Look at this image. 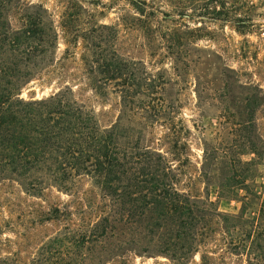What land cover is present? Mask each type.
Instances as JSON below:
<instances>
[{"label": "trees", "instance_id": "1", "mask_svg": "<svg viewBox=\"0 0 264 264\" xmlns=\"http://www.w3.org/2000/svg\"><path fill=\"white\" fill-rule=\"evenodd\" d=\"M165 1L175 4L177 15L184 17V3ZM130 4L134 15L124 26L141 33L152 50L151 57L158 50L167 52L175 84L181 87L195 71V87L200 86L204 94L214 81L227 79L229 70L210 69L205 59L194 55L196 51L191 47L199 29L189 30L178 21H168L166 14L159 19V11L145 2ZM16 8L15 29L5 24L0 13V180L16 181L34 197L50 189L68 194L74 210L70 204L49 210L46 221L61 224L65 232L49 244L78 245L85 251L83 260L93 246L103 249L101 256L114 261L144 243L158 245L172 264H194L193 255L200 253L208 238L205 219L221 215L210 202L208 192L205 191L206 198H201L177 189L180 169L184 167L180 156L186 144L173 132L171 121L177 114L179 99L166 98L170 82L161 72L149 73L141 61L119 54L117 28L72 22L63 16L59 22L65 46L62 60L78 56L82 83L101 101L117 98L118 116L110 125L101 126L69 87L47 98L24 101L20 99L22 89L54 62L59 34L45 11L32 12L21 0ZM165 22L172 27L164 26ZM236 22V30L246 28L240 20ZM214 93L220 96L219 91ZM245 107L249 108L248 103ZM163 125L169 132L160 144L157 131ZM160 146H165L166 151L161 153ZM247 149L249 154L255 152L253 145ZM241 166L252 167L253 162L232 161L229 167L235 176L217 188L230 193L231 199L241 202L244 209L250 200L237 194L246 188V181L236 175L237 171L243 173ZM203 173L206 190L208 182ZM84 179L98 190V197L88 198L81 193L79 185ZM218 198L231 200L222 193ZM239 227H234L233 233ZM253 229L255 238L251 243L247 245L237 232L229 238L230 245L234 249L246 248L249 262L264 264V225L259 223ZM127 233L129 238L124 242L121 238ZM97 258L100 263L101 257ZM200 260H204L203 255ZM8 262L0 260V264Z\"/></svg>", "mask_w": 264, "mask_h": 264}, {"label": "rangeland", "instance_id": "2", "mask_svg": "<svg viewBox=\"0 0 264 264\" xmlns=\"http://www.w3.org/2000/svg\"><path fill=\"white\" fill-rule=\"evenodd\" d=\"M21 1L32 12L43 10L47 13V19L54 22L58 31L59 44L54 62L51 66L46 65L22 89L20 99L40 100L69 87L75 98L94 113L101 126L113 123L119 110L117 98L111 96L101 101L90 92L82 83L78 56L62 60L65 46L59 22L64 16V19L72 22L117 28L119 54L128 60L141 61L151 74L161 72L171 84L167 88L166 98L179 99L177 114L171 122L175 137L184 139L186 148L180 156V163L184 167L180 169L177 189L201 198H206L205 191L208 192L210 202L215 204L221 215L205 219L208 238L200 253L193 255V263L253 264V261L249 262L248 250L234 249L229 238L238 232L248 245L255 238L253 228L259 223L264 225V210L261 211V198L264 196V0H175L186 6L183 18L177 15L175 4L165 0ZM132 1L145 2L159 11V19H164L166 14L168 21H178L188 26L189 30L199 29L197 41L191 47L196 51L194 55L205 59L210 69L229 70L225 74L227 79L214 81L207 87L211 90L204 94L200 86L195 87V71L190 72V77H186L187 83L181 84V87L175 84L173 66L167 52L158 50L154 54L156 56L151 57L152 50L141 33L124 26L134 15L130 4ZM17 2L0 0L1 18L12 29L18 27ZM237 20L246 28L236 30ZM168 24L172 27L168 22L164 26ZM62 74L66 76L62 77ZM69 75L75 80L67 78ZM179 88L181 91H178ZM214 91H219L220 96ZM246 103L249 108L245 107ZM168 132L165 125L158 128L160 144ZM250 145L255 147V152L249 154L247 148ZM158 149L161 153L166 151L165 146ZM232 161H241L242 164L253 162L252 167L241 166L243 173L236 172L241 180L246 181V188L237 192L239 197L250 200L244 209L241 202L231 199L230 193L217 188V185L229 183L235 176L229 167ZM202 165L205 166L208 182L206 190L201 176ZM79 188L88 198L99 196L98 190L92 187L88 179L82 180ZM218 193L231 200H219ZM72 200L68 194L56 189L45 190L34 197L27 194L18 182L0 180V260L8 259V264H172L154 244L141 243L138 249L124 252L123 257L114 261L101 256L103 249L98 246H93L87 259L83 260L82 253L85 254V251L78 245H50L51 239L65 232L61 224L46 221L49 210L70 204ZM70 206L74 210L73 205ZM232 216L239 220L232 219ZM234 227L239 228L233 233ZM129 234L121 240L126 242ZM65 251L68 253L63 254ZM200 255L204 256L203 261ZM98 256L101 257L100 263Z\"/></svg>", "mask_w": 264, "mask_h": 264}]
</instances>
